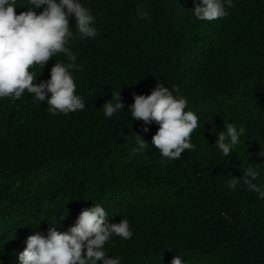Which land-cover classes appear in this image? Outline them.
<instances>
[{"label": "trees", "instance_id": "trees-1", "mask_svg": "<svg viewBox=\"0 0 264 264\" xmlns=\"http://www.w3.org/2000/svg\"><path fill=\"white\" fill-rule=\"evenodd\" d=\"M81 3L97 30L95 38H81L70 18L69 47L79 66L71 71L85 108L53 115L27 91L19 100L0 98V261L32 231L46 235L57 222L66 231L98 203L109 223L124 218L133 231L131 239L113 236L104 246L121 264H170L174 255L183 264H264V198L255 192L251 207L219 220L218 201L204 192L205 171L220 166L209 178L231 209L242 184L230 190L226 181L256 168L252 147L264 145V0H233L228 15L212 21L195 18L193 0ZM28 6L17 0L15 11ZM56 60L68 62L57 54L44 68H30L33 82L47 80ZM157 81L179 89L185 111L198 117L194 147L171 161L152 143L155 122L143 132L127 110L109 118L102 108L121 91L127 109L133 92L150 94ZM228 124L249 133L226 157L215 141ZM138 133L147 144L139 151ZM216 224L221 229L212 232ZM245 243L248 252H238Z\"/></svg>", "mask_w": 264, "mask_h": 264}, {"label": "clouds", "instance_id": "clouds-1", "mask_svg": "<svg viewBox=\"0 0 264 264\" xmlns=\"http://www.w3.org/2000/svg\"><path fill=\"white\" fill-rule=\"evenodd\" d=\"M193 14L197 20L212 21L228 15L225 5L233 7V0H193ZM26 11L16 13L17 0H0V98L9 97L19 100L27 91L34 96L36 102H45L53 115L68 114L85 108L83 98L76 94V84L71 69L79 67L74 62L77 57L69 47L73 38L70 30V18L75 19V29L81 38H95L97 30L95 17L84 7L81 0H28ZM42 11L37 13V9ZM138 15L146 18L148 13L138 9ZM63 54L68 62L56 60L50 68L49 78L34 83L35 73L30 68L45 67L50 58ZM134 102L125 109L121 91L112 92L111 98L102 106L104 115L112 117L122 109L127 110L134 121L142 122L143 132L149 131V126L155 122L158 130L152 136V143L159 150L161 157L167 161L181 157L185 150H191L192 132L198 127V117L187 108V99L180 95L179 89L169 88L157 81L150 94H132ZM249 131L228 124L216 136L215 145L224 156H229L236 145L244 141ZM137 148L143 150L146 142L138 133L135 138ZM257 157L256 163L243 169L238 176H232L226 181L230 190L235 191L232 208L225 210L229 198H222V189L209 178L208 171L218 169L208 168L205 179L208 186L204 192L217 204L214 219L236 210L251 207L249 200L264 198V145L257 149L252 147ZM219 151V154H220ZM165 160L162 159L161 163ZM200 162L196 165H201ZM194 167L187 172V183H190ZM243 174V175H242ZM109 215L98 203L84 208L73 225L66 231H58L56 224H50L47 234L32 231L27 234L21 245L10 250V258L3 259L0 264H121L118 256H109L105 244L113 236L124 240L131 239L133 231L127 219L119 223H109ZM63 219V218H62ZM231 220V215L228 218ZM216 224L212 232H217ZM248 244H242L237 250L248 252ZM182 256L174 255L170 264H183Z\"/></svg>", "mask_w": 264, "mask_h": 264}]
</instances>
